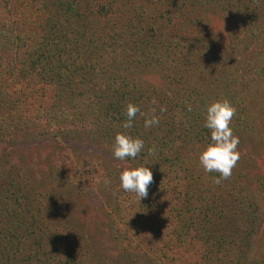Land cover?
<instances>
[{"label": "trees", "instance_id": "1", "mask_svg": "<svg viewBox=\"0 0 264 264\" xmlns=\"http://www.w3.org/2000/svg\"><path fill=\"white\" fill-rule=\"evenodd\" d=\"M210 18L223 37L208 30ZM260 87L264 0H0V145L51 138L105 147L103 159L60 153L46 176L59 188L106 189L128 264H264L252 255L262 212L248 163L217 184L197 160L213 101L235 108L238 147L264 142L252 111ZM129 103L140 111L125 129ZM152 115L159 123L145 128ZM117 133L141 139L142 152L115 159ZM10 153L0 149V264H102L82 240L54 233L69 223L45 204L56 194ZM144 165L153 178L139 201L119 175ZM256 184L264 199V178Z\"/></svg>", "mask_w": 264, "mask_h": 264}, {"label": "rangeland", "instance_id": "2", "mask_svg": "<svg viewBox=\"0 0 264 264\" xmlns=\"http://www.w3.org/2000/svg\"><path fill=\"white\" fill-rule=\"evenodd\" d=\"M208 30L223 37L221 32L222 27L219 21L215 18L209 19ZM252 111L259 113L261 121L264 123V88L260 87L254 93ZM2 147V148H1ZM1 150H7L11 152L10 156L13 163L23 165L27 170L34 173L35 181L42 183L43 192H51L56 194V200H50L45 203L50 209V206H56V218L66 222L65 227H55L54 233L62 235L70 239V241L82 240V246L91 252L95 258L102 264H128L122 258V251L120 244L116 243L114 237L120 233L119 226L113 227L112 215L108 214L109 209L105 207V188H99L96 191H91L90 186L80 185L71 186L67 185L64 188H59L53 180H47V172L53 167L56 158L60 156V153H66L75 156H79L80 159L93 160L103 159L109 156L105 147L95 143H89L87 141L80 143H66L62 140H31L18 143L14 148L4 147L0 145ZM11 150V151H10ZM239 159L241 167L248 163L246 168H250V176L248 179L254 180L256 187L252 186V193L259 198L260 208L262 212L261 225L257 231V235L254 239L252 255L256 259L264 257V199L259 193L256 181L264 178V142L261 145L249 144L246 147H238ZM118 166V165H116ZM121 169V168H119ZM37 175L39 178H37ZM43 178V179H42ZM56 204V205H55ZM50 212V211H49ZM46 216V221H52L54 216ZM58 226V225H57ZM64 233V234H63ZM83 248L80 250L82 253ZM80 260V258H77ZM94 264V263H93Z\"/></svg>", "mask_w": 264, "mask_h": 264}, {"label": "clouds", "instance_id": "3", "mask_svg": "<svg viewBox=\"0 0 264 264\" xmlns=\"http://www.w3.org/2000/svg\"><path fill=\"white\" fill-rule=\"evenodd\" d=\"M152 103L155 104L156 101L153 100ZM189 110H191L190 107ZM139 111L140 109L132 103L126 105V119L122 122L121 127L131 128L133 119ZM151 111L155 113V108ZM160 111L163 112L165 109L161 107ZM235 111V108L226 99L213 101L205 107L203 127L209 130V142L199 151L197 160L204 172L218 173V176L214 178L217 184L231 176L232 169L239 159L237 150L239 138L233 134L230 127ZM158 123L159 120L155 115L144 120L145 128ZM143 149L144 142L139 138H133L123 133H117L114 136L112 155L117 160L135 158ZM148 151L149 154L152 153V149ZM152 178L151 170L145 165L128 168L120 172L119 186L125 192L134 193L140 201L141 198L147 197L148 186L152 183ZM104 183H109L107 178Z\"/></svg>", "mask_w": 264, "mask_h": 264}]
</instances>
